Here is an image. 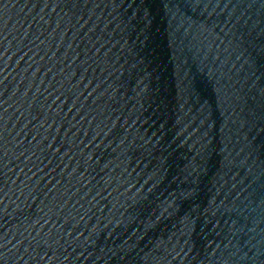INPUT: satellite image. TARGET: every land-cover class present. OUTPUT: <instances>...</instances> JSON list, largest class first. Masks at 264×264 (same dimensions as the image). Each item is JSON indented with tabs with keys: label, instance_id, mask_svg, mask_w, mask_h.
<instances>
[{
	"label": "water",
	"instance_id": "water-1",
	"mask_svg": "<svg viewBox=\"0 0 264 264\" xmlns=\"http://www.w3.org/2000/svg\"><path fill=\"white\" fill-rule=\"evenodd\" d=\"M0 264H264V0H0Z\"/></svg>",
	"mask_w": 264,
	"mask_h": 264
}]
</instances>
